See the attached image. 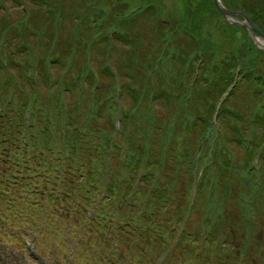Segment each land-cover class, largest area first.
Returning a JSON list of instances; mask_svg holds the SVG:
<instances>
[{
	"label": "trees",
	"instance_id": "16d2710c",
	"mask_svg": "<svg viewBox=\"0 0 264 264\" xmlns=\"http://www.w3.org/2000/svg\"><path fill=\"white\" fill-rule=\"evenodd\" d=\"M76 1L83 2L82 7L70 5L66 12L58 0H32L36 9L19 20V35L13 34L6 17H0V72L5 76L0 77V173L10 172L8 182L16 183L10 191H25L24 185L35 173L38 179L46 177L44 183L50 182L51 174L52 193H58L57 179L69 176L70 186L87 194L91 187L96 195L97 177L105 168L108 178L104 186L110 191L121 188L108 200L142 211L146 224L151 223L153 213L142 207V197H147L148 205L153 204L158 213L174 215L184 209L185 216L202 197L218 211L217 200L223 203L236 197L241 209L246 205L254 208V199L264 201L254 185L258 169L243 159L244 150L252 148L256 136L261 133L264 138V67L260 65L264 51L253 39L248 36L217 57V45L179 21L172 23L169 31L162 27L155 30L158 39L144 44L135 27L141 16L148 18L154 9L159 11L156 1L139 2L134 10L133 5L127 9L120 6L128 0L113 4L107 0ZM222 1L229 8L243 10L264 32V0H233L239 7ZM94 19L101 20L97 26L91 25ZM102 22L111 28H99ZM65 23L69 29L63 31ZM183 28L194 38L178 41L174 34ZM103 30L111 34L101 37ZM117 31L119 42L128 46L114 66L108 54L117 47L113 45ZM29 33L37 42L24 48L22 39ZM167 37L169 47L173 43L176 48L164 43ZM93 46L106 55L98 60L97 71L92 62H96L91 55ZM166 48L169 53L162 54ZM56 68L62 70L61 77L53 79L52 69ZM189 69L195 71L192 78ZM103 76H109L110 83L101 80ZM114 84L118 93L122 90L129 96L130 106L112 98ZM242 86L241 97L236 93ZM115 110L118 125L112 121ZM211 119L218 121L217 130L211 127ZM116 137L125 148L115 142ZM170 151L173 164L164 173L162 167ZM263 155L260 152L261 159ZM199 166L202 170L195 179L193 173ZM184 170L185 180L180 178ZM116 172L124 179L117 180ZM73 176L78 179L72 184ZM158 177L163 179L160 184ZM81 180L86 185H81ZM80 199L85 202L87 197L83 194ZM221 218L219 213L218 222L224 224ZM218 225L213 228L217 230Z\"/></svg>",
	"mask_w": 264,
	"mask_h": 264
},
{
	"label": "rangeland",
	"instance_id": "374dc122",
	"mask_svg": "<svg viewBox=\"0 0 264 264\" xmlns=\"http://www.w3.org/2000/svg\"><path fill=\"white\" fill-rule=\"evenodd\" d=\"M88 1L90 0H86L85 4ZM115 1L107 0L109 4ZM151 1L128 0L120 6L127 9L133 5L134 10L139 2ZM155 1L158 3L159 11L155 12L154 9V15L148 18L141 16L139 24L135 27V34L138 33L142 37L144 44L158 39L159 36L155 30L162 27L169 31L172 23H179V21L186 29L198 30L209 43L217 45L219 48L218 51L215 49L217 57L225 55L232 47L235 48L243 43L248 36L253 39L245 26L230 23L218 10L214 0ZM228 1L231 3L230 6L239 7L233 0ZM58 2L64 6L66 12L70 10L68 8L70 5L79 4L80 8L83 4L76 0H58ZM118 3L115 7L119 5ZM122 4L127 5L122 6ZM36 5L37 3L32 0H0V17H6L13 25V34L19 35L21 26L19 20L32 9L34 11ZM128 15L133 16L131 13ZM100 21L94 19L91 25L97 26ZM27 22L30 23L32 20L28 19ZM108 24L102 22L99 28L107 30L111 28L107 26ZM65 25L63 31L69 29L68 24L65 23ZM106 30L101 32V37L111 34V31L105 32ZM118 33L119 31L113 34V45L117 47L108 54V59L114 66H118L119 58L123 56V49L128 46L119 42ZM174 36L178 37V41L193 37L185 32L184 28ZM25 37L27 38L22 39L24 48L29 43L36 45L37 38L32 39L30 33ZM253 41L255 43L254 39ZM169 42L170 38L167 37L164 43H168V47ZM101 43L104 44L103 39ZM171 46L176 48L173 43ZM93 47L95 52L93 51L91 55L95 56L96 62L92 61L93 58L91 61L94 62L93 65L97 71L100 65L98 60L106 55L100 48ZM172 47L169 48L172 49ZM169 48L162 51V54L167 51L169 53ZM28 58L30 59V56ZM9 59L13 60L10 56ZM198 59L199 57L196 58ZM260 60H262L261 67H264L263 53H260ZM15 61L18 63L17 56ZM194 72H189V78L194 77ZM61 73L60 68L52 69L53 79L61 77ZM0 74L3 79L4 74L1 72ZM100 78L110 83L109 76ZM119 79L124 80L123 75L121 78L119 76ZM113 89L112 98L118 99V104L127 106L132 104L129 96L122 90L120 93L116 91L115 84L112 86ZM244 90L245 87L242 86L236 95L242 97ZM156 108L159 113H162L159 106ZM115 113L117 114L112 121L118 125V110H115ZM211 123V127L217 130L218 121L215 123L211 119ZM144 127L145 123L140 126V133L144 131ZM118 135L122 137L121 133ZM262 138L261 133L256 136L252 148L249 149L248 146L244 150L243 159L258 169L254 185L259 187L260 194L264 197V159L260 157V152L264 153V138ZM261 141L262 144H260ZM115 142H119L123 148L126 147L125 143L118 141V137ZM221 144L225 142L222 141ZM240 151L237 148V155H240ZM173 160L172 151H170L165 163L168 166L164 164L162 167L164 173L171 168ZM60 168L63 170L62 163ZM201 170V166L195 169L193 173L195 179L199 177ZM103 171L107 173L105 168ZM105 172L97 177L96 195L91 187L88 188L90 191H87L91 194H87L81 188L82 191L74 185L70 186V179L66 180L69 176L66 179L58 178L56 184L58 193H52L51 187L54 180L51 174H49L50 179L48 178L50 182L44 183L43 180H46V177L38 179L35 173H32L29 184L24 185L26 190L18 189L19 192L14 194L10 188H16V183L8 182L11 180L10 172L0 173V264H264L263 200L254 199V208L246 205L244 209H241L236 197L227 198L223 203L217 200L218 211L215 209V204L209 202L206 197H202L199 199L201 202H196L193 211L185 216L187 211L183 212L184 209H179L180 211L174 215H167L166 212L158 213L153 204L148 205V198L142 197L139 200L142 207H147L153 213L149 219L151 223L146 224L142 211L133 209L132 206L128 208L129 205L124 203L108 200L121 191V188L110 191L105 187L104 184L108 178ZM116 174H118L117 180L124 179L121 172ZM186 177L184 170L180 178L185 180ZM71 179L73 184L78 178L73 176ZM161 181H163L162 177H158L159 184ZM83 184L86 185L85 181L81 180V185ZM63 188H70V191L67 192ZM135 188L136 186L133 189ZM83 194L87 197L85 202L80 199ZM89 195L95 196L89 200ZM181 200L185 201L183 197ZM139 206L136 207L139 208ZM175 206H178L177 203ZM127 209L131 212L128 213ZM211 209L214 211H210ZM219 213L222 214L221 221L224 224L218 222ZM217 224H219L218 229L215 230L213 227ZM147 228L148 231H146ZM184 233L186 236H182Z\"/></svg>",
	"mask_w": 264,
	"mask_h": 264
},
{
	"label": "water",
	"instance_id": "95a60500",
	"mask_svg": "<svg viewBox=\"0 0 264 264\" xmlns=\"http://www.w3.org/2000/svg\"><path fill=\"white\" fill-rule=\"evenodd\" d=\"M214 2L218 10L230 23L245 26L255 40L256 45L264 50V32L243 10L229 8L222 0H214Z\"/></svg>",
	"mask_w": 264,
	"mask_h": 264
},
{
	"label": "flooded vegetation",
	"instance_id": "af4514ba",
	"mask_svg": "<svg viewBox=\"0 0 264 264\" xmlns=\"http://www.w3.org/2000/svg\"><path fill=\"white\" fill-rule=\"evenodd\" d=\"M232 9H234V8H232Z\"/></svg>",
	"mask_w": 264,
	"mask_h": 264
}]
</instances>
